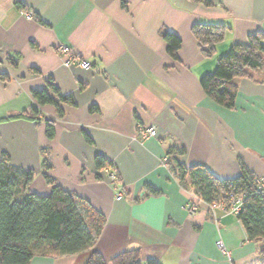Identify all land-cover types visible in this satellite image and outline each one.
Wrapping results in <instances>:
<instances>
[{"label":"crops","instance_id":"0c3cea01","mask_svg":"<svg viewBox=\"0 0 264 264\" xmlns=\"http://www.w3.org/2000/svg\"><path fill=\"white\" fill-rule=\"evenodd\" d=\"M209 1L0 0V159L33 173L30 192L48 195L47 175L105 217L92 250L29 264H85L91 251L109 261L129 250L142 264H264L262 242L247 239L228 205L198 200L165 162L182 147L181 164L222 181L242 164L264 191V69L234 79L232 109L199 81L233 45L264 32V0ZM214 23L228 30L205 57L191 29ZM164 32L180 39L175 56ZM61 45L91 67L63 65ZM49 86L56 103H38L33 93ZM140 125L156 137H139ZM99 157L110 165L97 168Z\"/></svg>","mask_w":264,"mask_h":264},{"label":"trees","instance_id":"16d2710c","mask_svg":"<svg viewBox=\"0 0 264 264\" xmlns=\"http://www.w3.org/2000/svg\"><path fill=\"white\" fill-rule=\"evenodd\" d=\"M209 6V0H188ZM17 4H19L17 2ZM228 28L222 23L195 24L191 31L205 57L213 54ZM167 51L175 56L180 39L173 33L164 32ZM264 69V32L249 35L246 44H235L221 55L214 70L200 78L204 94L216 104L232 109L237 95L236 78L252 77L251 73ZM33 93L40 104L56 103L49 91ZM57 96V95H56ZM70 102L68 97H58ZM47 136L51 131L47 130ZM184 149L172 148L165 162L183 187H190L194 196L209 205L230 204L231 195L242 197L237 219L242 224L249 241H261L260 253L264 258V191L255 175L240 165V175L231 180L216 179L201 165L185 167L179 161ZM110 164L103 158L96 159L97 168ZM44 167H49L45 162ZM50 193L41 196L29 191L33 179L31 171L15 168L8 159H0V264H29L34 256L74 255L93 249L104 223L103 214L89 203L72 195L47 175ZM85 264H142L139 250L124 251L109 261L98 251H91ZM146 264H157L149 261Z\"/></svg>","mask_w":264,"mask_h":264},{"label":"built area","instance_id":"2783aa9c","mask_svg":"<svg viewBox=\"0 0 264 264\" xmlns=\"http://www.w3.org/2000/svg\"><path fill=\"white\" fill-rule=\"evenodd\" d=\"M26 17L28 19L33 18L32 12H28L26 14ZM57 53L60 57L65 58L63 62V65L65 66L77 65L78 67H81L83 69H89L91 67L89 62L80 59L78 56L73 55L68 46H65V45L59 46L57 49ZM137 134L142 139L154 138L157 135V131L153 125H145V126L140 125L137 128ZM109 178L111 179L113 184L116 183L117 178L114 172L109 174ZM257 183L261 185L260 181H257ZM122 196H123L122 192L118 191L116 195V199L120 200L122 199ZM241 204H242V197L231 195V201H230V204L228 205L229 211L234 214H237L241 208ZM186 209L189 214H193L197 210V205L196 204L188 205ZM215 244L218 248L221 249V251H223V253L225 252L222 249V245L220 241H216Z\"/></svg>","mask_w":264,"mask_h":264},{"label":"rangeland","instance_id":"374dc122","mask_svg":"<svg viewBox=\"0 0 264 264\" xmlns=\"http://www.w3.org/2000/svg\"><path fill=\"white\" fill-rule=\"evenodd\" d=\"M260 186L262 187V184Z\"/></svg>","mask_w":264,"mask_h":264}]
</instances>
